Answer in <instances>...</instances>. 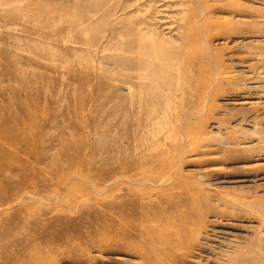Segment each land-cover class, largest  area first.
<instances>
[{"label":"rangeland","instance_id":"1","mask_svg":"<svg viewBox=\"0 0 264 264\" xmlns=\"http://www.w3.org/2000/svg\"><path fill=\"white\" fill-rule=\"evenodd\" d=\"M0 152V264H264V0H0Z\"/></svg>","mask_w":264,"mask_h":264},{"label":"bare ground","instance_id":"2","mask_svg":"<svg viewBox=\"0 0 264 264\" xmlns=\"http://www.w3.org/2000/svg\"><path fill=\"white\" fill-rule=\"evenodd\" d=\"M158 44L156 43V44H148V42H146V41H144V40H140V42H139V44H138V49L141 51V53H142V56H145L144 58V62H148L147 61V59H146V56H150V54H151V51H153V52H156V50H157V48H158ZM126 65H134L135 66V64H134V62H130V61H127V62H124ZM146 66H148V65H146V63H143V62H140L136 67H134V68H137V67H139V68H142L143 70L145 69V67ZM126 74H127V72H126ZM3 133H5L4 131H3ZM7 135V134H6ZM7 142V141H6ZM2 143H4V142H2ZM2 152V151H1ZM1 152H0V154H1ZM3 153V152H2ZM3 155V154H2ZM3 163V162H2ZM6 167V166H5Z\"/></svg>","mask_w":264,"mask_h":264}]
</instances>
